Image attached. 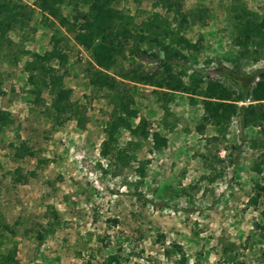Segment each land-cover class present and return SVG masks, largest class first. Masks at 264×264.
I'll return each mask as SVG.
<instances>
[{"label":"rangeland","instance_id":"374dc122","mask_svg":"<svg viewBox=\"0 0 264 264\" xmlns=\"http://www.w3.org/2000/svg\"><path fill=\"white\" fill-rule=\"evenodd\" d=\"M21 1L34 7L33 0ZM180 1L182 11L203 5L209 13L205 25L193 24L183 32L191 41L200 35L195 61L188 59L184 66L205 76L219 65L230 67L225 56L236 52L226 21L230 0ZM241 1L264 17V0ZM117 7L129 13L150 8L148 0L138 5L121 1ZM71 11L60 6L67 19ZM40 17L34 7L24 28L15 25L6 33L12 45L4 50L9 55L18 48L40 53L51 48L50 35L59 37L55 47L66 61L57 72L64 69L62 85L83 111L84 123L78 127L72 118L54 120L47 88L38 95L30 92L22 69L28 55L19 54L15 64L0 58V109L11 119L0 131V264H108L111 254L116 261L109 264H264L256 227L264 209V122L240 127L236 108L246 102H233L223 128L204 121L198 132L200 104L188 103L184 92H169L171 98L161 101L160 90L127 83L137 111L130 124L143 117L146 130L164 135L166 143L152 150L149 136L118 128L103 156L101 141L112 109L108 91L88 84V51L54 20L42 24ZM134 63L144 70L153 66L145 57H116L108 72ZM262 67L264 48L256 62L241 60L236 70L247 74ZM210 76L237 93L228 78L216 72ZM20 143L31 156H11ZM115 149L123 158H114ZM255 162L259 172L251 170ZM14 171L22 181L12 180ZM53 217L57 223L47 233ZM9 250L12 258L4 263Z\"/></svg>","mask_w":264,"mask_h":264},{"label":"trees","instance_id":"16d2710c","mask_svg":"<svg viewBox=\"0 0 264 264\" xmlns=\"http://www.w3.org/2000/svg\"><path fill=\"white\" fill-rule=\"evenodd\" d=\"M121 1L126 0L32 1V5L40 12L42 24L47 22L51 24L54 20L71 34L75 44L88 51L91 59L86 76L88 84L108 91L112 109L104 128L105 138L101 141V155L109 154L110 143L115 142L114 134L118 128L144 139L149 136L152 150H159L166 143L164 135L146 130L143 117H138L135 125L130 124L129 118L137 117V111L131 107L130 90L133 87H126L127 83H131V86L149 85L155 88L154 90H160L158 94L161 101L171 98L169 92H184L188 103L200 104V122L195 126L198 132L202 130L201 122L204 121L211 122L215 129L223 128L231 115L232 104L238 98L241 102H246L236 108L240 127L259 126L264 122V67L247 74L236 70L239 61L248 59L250 62H256L262 55L263 16L250 10L241 0H230L225 7L226 21L229 26L230 45L236 48V52L225 56L227 62L231 64L230 67L219 65V68L209 70V75L205 76L200 71L184 66L188 59L195 61V53L200 48L198 43L200 35L193 41L183 35L190 25L206 24L209 13L205 6L200 5L182 11L180 0H148L150 8L147 11L135 7L136 12L129 13L126 9L117 7ZM132 1L138 5L142 0ZM63 4L70 6L72 10L70 19L60 13V6ZM34 7H28L21 0H0V58L5 57L15 64L19 54L28 55L29 59L24 61L22 69L27 73V80L32 85L30 92L38 95L42 88H47L51 94L47 108L53 119L61 121L72 118L78 127H82L83 111H80L77 103L69 100L70 89L64 87L61 82L65 71L62 69L57 72L66 61V54L55 47L59 37L55 34L50 35L51 48L40 53L18 48L9 55L4 50L3 46L12 45L6 33L15 25L19 29L24 28ZM141 13L143 16L137 20ZM116 57L121 59L145 57L153 66L144 70L139 63H134L127 69L109 73L108 69L112 68ZM53 61L54 64L51 63ZM213 72L228 78L234 84L237 93L210 76ZM183 77L186 81H183ZM162 109L167 112L164 102ZM10 122L9 114L0 109V131ZM13 150L11 155L13 158L32 155V151L21 143ZM113 156L115 159H121L124 155L120 149H115ZM251 170L259 172V163L252 164ZM137 172L141 173V169L138 168ZM22 177L16 173L12 180L22 181ZM260 217L262 221L256 223V227L260 230V237L264 243V209L260 210ZM56 223L57 219L53 217L45 232H50ZM12 253L9 250L5 254L4 263H7L6 259L11 260ZM180 258L183 261L182 254ZM105 261L108 264L116 261V255H108ZM232 264L239 263L233 261Z\"/></svg>","mask_w":264,"mask_h":264}]
</instances>
